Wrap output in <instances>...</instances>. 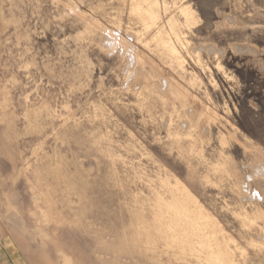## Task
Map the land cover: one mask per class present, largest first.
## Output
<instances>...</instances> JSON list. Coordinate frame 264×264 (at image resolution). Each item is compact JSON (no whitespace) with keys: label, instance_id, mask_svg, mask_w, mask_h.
Segmentation results:
<instances>
[{"label":"rangeland","instance_id":"rangeland-1","mask_svg":"<svg viewBox=\"0 0 264 264\" xmlns=\"http://www.w3.org/2000/svg\"><path fill=\"white\" fill-rule=\"evenodd\" d=\"M232 3L0 0V241L264 264V18Z\"/></svg>","mask_w":264,"mask_h":264},{"label":"crops","instance_id":"crops-1","mask_svg":"<svg viewBox=\"0 0 264 264\" xmlns=\"http://www.w3.org/2000/svg\"><path fill=\"white\" fill-rule=\"evenodd\" d=\"M238 1V0H236ZM243 1V0H241ZM250 5H253V8L255 12L253 13V16H255L256 13H258V7L255 5L253 0L250 1ZM243 3H245L243 1ZM241 11V9H239ZM243 12H245L244 8L242 9ZM245 14V13H244ZM260 14V13H259ZM247 16V14H245ZM0 264H30L29 260L25 257L24 253L21 251L20 247L17 243L13 242L10 239H3L0 241Z\"/></svg>","mask_w":264,"mask_h":264},{"label":"bare ground","instance_id":"bare-ground-1","mask_svg":"<svg viewBox=\"0 0 264 264\" xmlns=\"http://www.w3.org/2000/svg\"><path fill=\"white\" fill-rule=\"evenodd\" d=\"M240 1H241V0H239V2H240ZM243 1L245 2V5L243 4V5H244V9L246 10V11L244 10L245 12H243V10H241V11L238 10V9L235 10V7L238 5V4H236V3H237L236 0H234V3H232V5H231V9L234 10V13H235V11H236V13H237V12H239L240 14L242 13L243 17H245V18H246V17H250V18H251L252 14H251L250 12L248 13V11L251 10L250 7H251V6L253 7V5H250V3H251L250 1H251V0H243ZM243 1H242V2H243ZM242 2H241V3H242ZM234 4H236V6H233ZM253 9H254V8H253ZM233 10H232V11H233ZM260 11H261V10H260ZM261 12L264 13V10L261 11ZM244 13L247 14V16H246ZM263 13H262V14H259V12H258L257 14H255V16H256L257 18H261V17L264 18V14H263ZM230 15H231V14H230ZM237 15H238V14H237ZM238 16H239V15H238ZM226 17H227V15H226ZM241 17H242V16H241ZM233 19H234V18H233ZM153 30H154V29H153ZM260 53H261V52H260ZM131 59H132V58H131ZM130 61H131V60H130ZM131 63H132V61H131ZM164 86H165V85H164ZM253 143H254V142H253ZM254 144H255V143H254ZM249 147H251V148L254 149L255 151H256V150H257V151H258V150L261 151V149H260L258 146H256V145L249 144ZM259 165H260V164H259ZM259 165L257 164L256 166H259ZM261 165H262V164H261ZM256 166H255V167H256ZM262 167H263V168H262ZM262 167H259V168H258V172H262V171H263L262 169H264V166H262ZM260 168H261V171L259 170ZM256 169H257V168H256ZM255 171H256V170H255ZM258 172H257V173H258ZM254 173H255V172H254ZM246 177H247V176H246ZM241 187H242V186H241ZM254 193H255L256 195H259V196L261 195V194H260L259 192H257V191H254ZM188 194H189V193H188ZM189 196H191V195L189 194ZM197 206H198V205H197ZM223 248H226V247L223 246ZM221 249H222V248H221ZM224 250H225V249H224ZM219 251H220V249H219ZM226 252H227V251H226ZM227 253H228V252H227ZM219 254H220V253H219ZM224 254H225V253H224ZM224 254H223V256H225ZM227 255H228V254H227ZM221 257H222V255H221ZM243 257H244V256H243ZM245 257H246V256H245Z\"/></svg>","mask_w":264,"mask_h":264}]
</instances>
